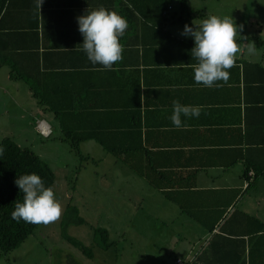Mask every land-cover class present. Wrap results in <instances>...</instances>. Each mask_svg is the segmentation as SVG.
I'll return each instance as SVG.
<instances>
[{
  "label": "crops",
  "instance_id": "0c3cea01",
  "mask_svg": "<svg viewBox=\"0 0 264 264\" xmlns=\"http://www.w3.org/2000/svg\"><path fill=\"white\" fill-rule=\"evenodd\" d=\"M5 4L0 88L13 103L25 101L51 133L63 134V124L84 135L78 146L86 145V157L112 159L122 181L128 175L176 207L168 219L181 222L173 236L179 250L168 264H264V229L254 230V219L264 223V40L241 36L242 46L254 39L256 54L240 55L223 87L206 88L194 81V38L181 35L183 20L196 25L175 16L171 0L160 14L156 0H44L41 13L34 0ZM99 7L129 22L120 38L124 59L111 71L95 70L101 65L79 50L77 17ZM177 100L201 107L179 129L169 119Z\"/></svg>",
  "mask_w": 264,
  "mask_h": 264
},
{
  "label": "rangeland",
  "instance_id": "374dc122",
  "mask_svg": "<svg viewBox=\"0 0 264 264\" xmlns=\"http://www.w3.org/2000/svg\"><path fill=\"white\" fill-rule=\"evenodd\" d=\"M172 12L189 23L199 24L210 15L232 17L242 25L241 36L264 40V0H171ZM189 12V13H188ZM184 29V27H183ZM254 39L248 40L253 42ZM260 42V41H259ZM1 69L5 70V66ZM2 71V70H1ZM0 88V139L9 137L37 154L52 170L53 189L64 209L69 203L82 222L69 224L66 233L78 238L91 250L87 257L60 234V225L37 226L15 248L0 251V264H168L179 250L174 248V230H181L179 219L168 217L176 207L161 204L157 191L140 189L130 176L118 173L112 159L86 157L85 144L73 149L55 127L42 137L33 127L29 105ZM20 107H26L20 109ZM94 156L99 153L92 151ZM264 176L258 179L264 188ZM128 181V182H126ZM138 187V188H137ZM253 190H246L250 195ZM153 192V193H152ZM264 197V189L261 191ZM262 196V195H261ZM62 213V216H63ZM105 228L109 245L100 248L93 230Z\"/></svg>",
  "mask_w": 264,
  "mask_h": 264
},
{
  "label": "clouds",
  "instance_id": "9594fccd",
  "mask_svg": "<svg viewBox=\"0 0 264 264\" xmlns=\"http://www.w3.org/2000/svg\"><path fill=\"white\" fill-rule=\"evenodd\" d=\"M35 9L41 13L44 0H34ZM79 32L83 36L82 50L92 65H101L97 71L115 70L114 65L124 59V45L120 42L129 28L128 20L117 11L104 7L86 11L77 17ZM192 27L185 24L181 35L194 38L191 49L194 81L206 88L223 87L230 79V70L237 66L240 55H255V42L241 40L242 25H237L232 17L210 15ZM201 107L184 105L178 100L173 102L169 119L179 129L183 126L182 117L199 118ZM4 147L0 145V156ZM15 184L23 194V202H16L11 213L17 222L23 220L37 226L58 223L62 217L63 206L51 186H45L41 176L36 173L24 174L16 178Z\"/></svg>",
  "mask_w": 264,
  "mask_h": 264
},
{
  "label": "trees",
  "instance_id": "16d2710c",
  "mask_svg": "<svg viewBox=\"0 0 264 264\" xmlns=\"http://www.w3.org/2000/svg\"><path fill=\"white\" fill-rule=\"evenodd\" d=\"M156 1L160 3L158 10L159 14L164 6L170 2V0ZM179 1L182 4L183 0ZM5 3L6 0H0V18L4 11ZM183 22L186 24L185 20H183ZM260 42L264 43V41ZM6 57H8V55L0 50V66L6 64ZM8 63L11 65L9 60ZM18 73L20 74V72ZM61 130L63 131L62 139L68 142L71 148L77 150L78 142L84 135L79 136L75 133H71L68 127L63 126V124H61ZM101 144L103 145V143L100 142V145ZM0 145L4 147V154L0 156V251L6 252L18 246L36 227V225L25 223L23 220L17 222L12 219L11 213L15 208L16 202H23V194L20 193L18 186L15 184L16 178L24 174L36 173L43 178L46 187L51 186L53 188L54 175L50 167L31 149L19 146L7 136L0 139ZM110 151L116 156L118 155L117 151L113 149H110ZM254 173H258V169H254ZM260 174L264 176V173ZM179 208L182 207L179 206ZM235 213L244 214V212L240 210L233 209L232 215ZM254 221L257 222V226L254 230L264 229L263 222L257 219H254ZM80 222H82V219L77 214L76 207L67 203L62 219L59 222L60 234L62 238L77 248L81 253L90 257V248L83 244L78 238L66 233V227L69 224H77ZM213 224L214 222L210 223L206 228L210 231ZM219 229L222 231L225 230L223 226H220ZM107 234L105 228H96L93 230V239L100 248H106L109 245L106 240Z\"/></svg>",
  "mask_w": 264,
  "mask_h": 264
},
{
  "label": "built area",
  "instance_id": "2783aa9c",
  "mask_svg": "<svg viewBox=\"0 0 264 264\" xmlns=\"http://www.w3.org/2000/svg\"><path fill=\"white\" fill-rule=\"evenodd\" d=\"M167 8H170V5H167ZM34 129L35 131L40 134L42 137H48L51 133L50 126L45 122L42 118H36L34 121ZM175 264H182L179 258L174 260Z\"/></svg>",
  "mask_w": 264,
  "mask_h": 264
}]
</instances>
